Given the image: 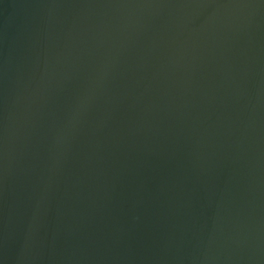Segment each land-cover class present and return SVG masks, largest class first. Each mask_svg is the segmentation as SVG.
<instances>
[{
  "label": "water",
  "instance_id": "water-1",
  "mask_svg": "<svg viewBox=\"0 0 264 264\" xmlns=\"http://www.w3.org/2000/svg\"><path fill=\"white\" fill-rule=\"evenodd\" d=\"M0 264H264V0H0Z\"/></svg>",
  "mask_w": 264,
  "mask_h": 264
}]
</instances>
